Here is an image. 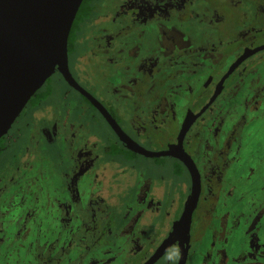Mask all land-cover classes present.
Instances as JSON below:
<instances>
[{
	"label": "rangeland",
	"instance_id": "obj_1",
	"mask_svg": "<svg viewBox=\"0 0 264 264\" xmlns=\"http://www.w3.org/2000/svg\"><path fill=\"white\" fill-rule=\"evenodd\" d=\"M125 1L93 2L90 17L81 23L76 32L73 51L68 55L69 69L81 86L96 98L109 103L119 125L130 137L146 149L160 150L173 139L177 130L175 121L168 122L164 130H155L147 123V108L157 104L151 97L157 87L150 79L146 80L142 76L137 78L136 68L143 74L150 61L163 63L165 58L163 54L159 55V47H167L166 52L171 48V52L181 58L184 55L180 44L183 37L189 40L190 47L194 46L195 54L197 50L206 52V48L211 49L210 53L213 54L215 51L212 49H219L221 41L224 43L220 45L224 51L220 55L221 59L228 54L226 61L229 64L244 47L264 42V22L260 23L264 21V10L262 16L260 13L254 14L253 21L259 22L257 25L253 27L243 23L242 27L241 11L249 0H191L192 4L180 0L183 3L173 6L167 12L171 23L166 28L148 18L139 17L140 20H135L134 11L129 13L122 8ZM258 2L261 4L264 0ZM193 4L201 6V11L215 9L219 15L213 21L215 25L206 24L205 19L209 15L203 16L201 11L196 12ZM250 20L248 18L246 22ZM166 38H172L175 44H166ZM201 44L204 45L197 48ZM151 55L162 61L148 58ZM191 61L192 67L196 68V60ZM236 79L242 80L237 88L234 91H223L218 97L215 106H218L219 111L215 115L216 120L218 118L224 122L222 126L225 133L231 127L234 132L236 129L239 131L235 147L242 146L237 153V157L241 158L233 174L238 176L241 173L238 185L244 186L242 188H245V179H250V195L247 197L248 201L252 200L247 203L245 195L239 196L243 203L238 206L236 214L244 215L240 211L247 203V216L231 230L229 217L222 227L214 221L204 238L195 248L193 246L194 252L187 264H264V50L251 56L236 69L230 81ZM45 87L51 91L48 102L59 100L66 105L71 101L77 103L76 106L83 102L57 73L50 76ZM76 114L79 116L76 127L71 121L70 125L61 124L54 130L47 129L42 135L32 128H28L24 134L26 143L30 144L29 150L20 155L25 166H20L15 183L10 187L13 193L16 189L19 193L12 197L7 210L6 193L2 191L0 194V264H25L22 255L26 250L22 244H28L29 240L22 242L19 238L22 229L28 231V238L39 236L42 244L40 248L52 245L57 246V249L62 247L63 254L72 259L67 262L75 264L80 252L86 254L84 247L78 244L84 231L90 225L101 226L104 217L109 223L114 222V225L119 224L127 229L140 215L135 229L137 235L143 234L145 230L146 234L138 238V242L130 243V246L139 249L141 255L147 247L146 241L151 250L174 221L179 211V207L176 211V202L180 205L183 201L180 200L182 193L177 184H188L187 173L184 171L182 175L174 176L171 158H165L164 163L158 165L155 159L139 155L134 156L130 164L117 156L101 157L95 145L86 146L85 137L90 134L104 139V133H108V143L114 146L118 144L117 139L109 130H104L103 119L91 107L83 110L78 106ZM29 115V106H26L18 119L22 117L27 121ZM45 117L50 118L49 114ZM37 119L40 123L45 121L40 117ZM137 127L142 134H146L145 139L135 135ZM9 135L12 137L7 143L11 151L2 158L10 157L18 145V140H14L17 134L11 130ZM89 141H95V138L90 137ZM217 145L213 144V147ZM210 171L212 173V168ZM217 171L214 168L213 182L221 177ZM137 179L140 180L133 185V180ZM23 190L26 191L20 193ZM102 190L104 201L99 197ZM105 190L110 193H105ZM30 191L35 192L34 197ZM141 192H145L146 204L139 202ZM86 193H92L91 205L84 198ZM27 211L31 212L29 217ZM103 211L104 217L101 216ZM259 211L260 222L257 223L255 216ZM79 220H82L80 226ZM36 223L38 230L35 229ZM258 229L259 232L256 231ZM89 234L94 236L97 233L92 231ZM112 235V238L118 239L122 233L115 230ZM155 235L159 237L151 238ZM128 237H124L125 245L128 244ZM89 240L86 239L83 246L90 248ZM30 245L33 248L28 253L35 251L34 257H29V264H56L52 259H46L48 249L45 254L37 256L39 246L35 242ZM175 250L173 248L168 251L156 264H168L169 259L173 263ZM109 264H137V260L132 258L123 262L118 258Z\"/></svg>",
	"mask_w": 264,
	"mask_h": 264
},
{
	"label": "flooded vegetation",
	"instance_id": "obj_2",
	"mask_svg": "<svg viewBox=\"0 0 264 264\" xmlns=\"http://www.w3.org/2000/svg\"><path fill=\"white\" fill-rule=\"evenodd\" d=\"M94 1L95 0H93L91 3V11H92V4ZM183 1L179 0L173 2V0H126L125 3H123L122 8L126 9V11H128L129 13H131V11H134V13H136L135 15H133L135 20L138 19L140 20L139 17L148 18L150 19V21L152 20L155 23L159 22L161 23L160 25H164L167 28V26L171 23V18L168 19L167 17L168 10L173 6H179V4L183 3ZM188 1L189 4H192L191 0H187V2ZM251 3L252 0H249L243 6L244 8L241 11L240 26L242 27H244L243 23H247L246 21L248 18H252ZM194 6L196 7L195 9L196 12L201 11L202 9L201 6L199 5H194ZM201 12L203 16L209 15L205 19L207 21L206 24L211 23L215 25V22L213 21L219 18V15L215 9L213 8L207 10L204 9ZM183 21L185 20H182V22ZM81 23L77 26L78 28L75 31L74 39L71 45L72 46L71 50H69L67 43V56L73 51L74 43L76 39L75 38L76 32L80 28ZM169 42L171 43V45L175 44V41L172 38H166V44H168ZM180 44L182 45L181 52L183 51L184 53V55L181 56V58H178L177 54H173L171 52V48L169 52H166L165 50L167 49V47L165 48L159 47L158 53L159 55L162 54L164 55L165 58L163 59L164 62L160 63L158 61H150L148 69H145L143 74L138 72L137 68L135 73L137 78H141L142 76V78H145L146 80L150 79L151 81L154 82V84L157 87L156 90L157 94L156 93L151 94L152 99H154L157 102V104L153 106L150 105L149 108H147L148 109L147 123L151 124L152 128H154L155 130L158 128L164 130L167 128L166 125L168 122H170L171 120L175 121L177 130L174 133L173 139L163 149H167V147L170 144L172 145L176 143L177 135L181 130L184 120L187 118L188 112L190 111L193 115L199 113L198 117L194 121H192L189 127L187 128L182 142V147L184 151L194 161L200 176V193L190 219L187 257L183 263V264H187L189 257L194 252L193 246L195 248V246H197V244L204 238L206 232H208V230L212 228L214 221L220 227H222L224 224H226V220L229 217L230 219H228V223L231 230V228L235 227V225L238 222H240V220L244 219L247 216L248 207L246 205L252 199L248 201V197H247V195H250V193H248V182H249L248 180L250 179H245V188H242L244 186L240 187L238 185V182L241 180L240 178L241 173L238 176H235V174H233L235 171L234 170L235 165L237 164V161L240 160L241 158V157H237V153L242 148V146L239 148L235 147V143L238 139L237 135L239 131L236 129L234 132L233 127H231V129L227 133H225L224 128L222 126L224 122L222 120L220 121L218 118L216 120V115H215L216 112L219 111L218 106H215V103L218 97L220 96V94L223 91H227V92L234 91V89H236L239 83L242 81L241 79L239 80L236 79L234 82H231L230 79L231 76L236 72V69L240 65H242L243 62H245L247 59L243 61L238 67H236L229 74V76L225 79L218 95L207 106V108L201 112V110L208 103L209 99L212 97L215 87L217 83L220 81L223 74L228 70L230 65L235 60V58L246 47L241 49L235 55L234 59L229 64H227L228 61H226V59L228 54L225 57H222V59L220 56L222 53H224L223 49L220 47L221 44H224L221 43V41L219 45L217 44L219 46V49L217 48L212 49L213 52L215 51L213 54L210 53L211 49L209 48H206V52L204 50L203 52L201 50H197V52L195 51L196 52L195 54L193 51L194 46L190 47L189 40L186 37L182 38V42ZM203 45L204 44H201L197 48ZM191 54H193V56H195L196 58L194 59ZM148 58L151 59L155 58L158 59L159 61H162L160 60V58H156L155 56L152 55ZM191 60L193 61L196 60V65H197L196 68L192 67ZM67 68L70 76L73 78L76 84H78L82 89L87 91L96 101H98L107 110V112L115 119L117 125L122 129V127L118 123L119 122L118 119L114 116L109 103L102 99L96 98V96L93 95V93L85 89L75 80L69 69L68 58H67ZM53 73L59 74L65 85H67L71 90L75 91L78 94V96L83 100V102L79 103L78 106H81L83 110L84 109L87 110L88 106L91 107L103 119V122L105 124L104 130L106 132L109 130V132H111L118 141L117 142L118 144L114 146L113 144L110 145L108 143V139H110L108 137V133L107 134L104 133V139L102 137L88 134L85 137L86 146H89V144L95 145V147H97V150L101 153L102 155L101 157L105 155L115 156V157L117 156L120 157L123 161H125V163L130 164L133 161L134 156H138L139 154L127 148L125 143L118 138V136L112 130L110 125L107 124L106 120L102 117V115L95 108V106L85 96L80 94L64 79L59 69L56 68ZM179 75H183V76H179ZM176 76L177 78L173 80V78ZM49 79L50 77L45 81V83L40 88V90L48 89L49 95H47L44 99H41L37 103V105L29 104V101L25 105V107L29 106L30 119L27 121L22 117L18 119L19 116L23 113V110L25 109L24 107L20 112V114L16 117V119L12 123L7 133H5L0 138V194H2L4 191L6 193L8 199V201H5L6 210L10 206L12 197L14 195L17 196L19 193L18 189H16L13 193L12 188L10 187L15 183L14 179L16 176H18L17 172L20 166H25L23 164L22 159L20 158V155H24V153L28 152L29 150L30 144H27L24 138V134H26L27 129L32 128V130H34L37 134L42 135L44 134V131L47 132V129L54 130V128L56 129L60 127L61 124L70 125L73 122V125L76 127V125L79 123V116L76 114L78 111V106H76L77 103L75 104V102L68 101L67 104L65 105L63 101H59V100L56 102L53 101L48 102L49 99L48 97L51 95V91L48 87H45V84L49 81ZM46 114H49L50 117L49 119L48 117H45ZM37 117H40L45 121H42L40 123L39 122L40 120H38ZM11 130H13L17 134L14 140L16 141L18 140V145L17 148L15 149V152L10 154V157L2 158L7 152L9 153L11 151L9 143H7L8 141H10L12 137L11 135H9V132ZM125 133L129 136L127 132ZM134 133L135 135L139 136V139H145L146 137V134H142V132L139 131L138 127L137 130H134ZM90 137H94L95 141H89ZM130 138L133 141H135L132 137ZM212 141L214 142L212 143ZM217 142L219 143V145H217ZM213 144L217 145L218 147L214 148ZM110 147L118 149V153L112 155L109 154L107 150L110 149ZM125 151H131L135 155H132L133 157L127 159L123 155V152ZM165 158L172 159L173 168L175 163L179 162L182 165V170L180 171V175H182V173H184L185 171V173H187V178L189 181L186 186L183 182H178L177 184L178 188L182 193L180 200L183 201L180 205H178V202H176V211L178 207H179V211L177 213L175 211L176 215L174 217V221L172 222L170 228L163 233V236H161L159 242H157L155 246L153 245V247L150 250L149 242L146 241L147 238H145L147 247L145 248L144 246L146 250V251L144 250V254L146 253V255L142 254L144 255L142 256L140 254L139 249L136 250L133 246H130V243L138 242V238L140 239L146 234V230H145L143 234L137 235V231L135 229V225L138 221L137 217H140V215H138L134 219L132 225H130L126 229L124 226H120L119 224L114 225V222L109 223L106 217H104V211H103L101 213V216L104 217V222L102 223V225L94 226V227L93 225H90V227L88 229L86 228V231H84L81 241L78 244L81 245L82 248L84 247L86 254H84L83 251L80 252L78 254V260H76L75 264H109L110 262L118 258L122 259L123 262H125V260L127 259L130 260L133 258L137 260V264H143L147 260V258L156 250L158 245L161 243L164 237H166L168 232L172 229L174 223L177 221L183 207L187 203L191 190V179L188 174V171L186 167L178 159L170 156L157 157L153 159H155L158 165H162L165 161ZM157 159H160L161 161H157ZM104 162H107V160L104 159ZM125 163H119V164L127 166V164ZM237 166L239 165L237 164ZM210 168H212V173H210L211 172ZM214 168L218 170L217 172L218 174L221 175V177L217 179L218 181L216 180L213 182L212 179L215 176L213 174ZM205 172H208V174L205 175ZM247 176L248 173H246L245 177ZM139 180L138 179L133 180V185ZM24 184L27 185V182H24ZM103 190L101 194L99 193V197L102 198L104 201ZM25 191L23 190L20 193H24ZM116 192H120V191H115L114 193ZM29 193L30 194L32 193V196L34 197L35 194L34 191H30ZM105 193H110V192L105 190ZM91 194L86 193V196L84 197L88 199V204L90 203V205L92 204V199H93ZM243 195L246 196L247 203L244 205V208L241 209L240 213H244V215L238 213L239 215L237 216L236 214V211L238 210L237 208L239 205L241 206V204L243 203V199H241L239 196H243ZM144 196H146L145 192L144 193L141 192L139 195V202H143V204H146V202H144ZM226 204H228V210H226ZM111 205H114V203ZM30 213L31 212L28 211L26 212L27 217H29ZM255 220L257 221V223L260 222V211L256 214ZM230 221H231V225H230ZM81 224H82V220H79V226ZM33 225H35V223H33ZM79 226L76 225L77 229H79ZM35 229L38 230L37 223ZM115 230L120 231V233H122V235L118 239L112 238L113 237L112 232ZM92 231L97 234L94 236L90 235L89 233H91ZM256 231L259 232L260 230L258 229ZM214 232L215 229L213 230V235ZM186 234H187L186 231L180 233V235L175 239L174 243L168 248V250L153 264H156L167 254L168 251H170L173 248L176 249L174 251V257H173L174 261L173 263H171L170 261L171 259H169L168 264H179L181 262L180 256L182 255V253H184L185 250ZM125 235H129L127 245L124 244ZM159 236L155 235V236H151V238H156ZM28 237H29L28 231L26 229H22L19 238L21 239L22 242L29 240L28 244L25 243L22 244L23 249L26 250L22 255L25 264L28 263L29 257L30 258L34 257L35 250H33V252L28 253L33 248L30 245L33 242H35L36 245L39 246L37 250V254H38L37 256L42 255L43 253L45 254L46 250L48 249L46 259H52L56 264H69L67 261L72 260L70 256L63 254L62 247H60L61 249H57V246L52 245V247L48 246V247L40 248V245L42 246V244H40L41 239L39 238L38 235L36 238L34 237L28 238ZM88 238L90 239L89 240L90 243L88 244L91 245L90 248L83 246V243ZM148 250L150 251L148 252ZM35 260H36V255H35Z\"/></svg>",
	"mask_w": 264,
	"mask_h": 264
},
{
	"label": "water",
	"instance_id": "obj_3",
	"mask_svg": "<svg viewBox=\"0 0 264 264\" xmlns=\"http://www.w3.org/2000/svg\"><path fill=\"white\" fill-rule=\"evenodd\" d=\"M82 0H0V138L7 133L30 98L57 68L64 79L85 96L110 125L127 148L145 158L174 157L187 169L191 190L187 203L177 221L156 250L143 264L156 262L186 231L183 264L187 257L189 227L192 212L200 193V176L192 158L182 147L190 123L198 115L188 112L177 141L167 149L148 150L133 141L116 123L107 110L70 76L67 68V43L72 23ZM264 50V42L247 46L233 61L217 83L212 97L201 110L218 95L225 79L243 61Z\"/></svg>",
	"mask_w": 264,
	"mask_h": 264
},
{
	"label": "trees",
	"instance_id": "obj_4",
	"mask_svg": "<svg viewBox=\"0 0 264 264\" xmlns=\"http://www.w3.org/2000/svg\"><path fill=\"white\" fill-rule=\"evenodd\" d=\"M93 0H82L79 8H78V11L76 13V16L74 18V21L72 23V27H71V30H70V33H69V37H68V48L69 50L72 49V41L74 39V35H75V31L77 30V26L83 22L84 20H86L90 14H91V3H92ZM251 8H252V18L250 20V22H247L248 24L246 26H251L253 25V27L255 25H257V23L259 22H256V21H253V17L255 16L254 14H259L260 13V16L263 15V10H264V3L261 2V4L258 2V0H252V3H251ZM264 22L263 20L260 21V23ZM226 52V51H225ZM47 95H49V90L45 89V90H38L32 97L31 99L29 100V104H32V105H37V103L41 100V99H44ZM107 152L109 154H116L118 153V149L116 148H112L110 147V149L107 150ZM123 155L125 158L127 159H130L131 157H133L132 155H135L134 153H132L131 151H125L123 152ZM157 161H161L160 159H157ZM182 170V165L177 162L175 163L174 165V168H173V174L175 176H179L180 175V171Z\"/></svg>",
	"mask_w": 264,
	"mask_h": 264
}]
</instances>
